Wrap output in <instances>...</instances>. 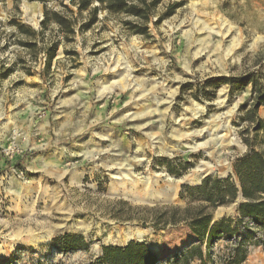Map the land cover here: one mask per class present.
Here are the masks:
<instances>
[{"label":"rangeland","instance_id":"obj_1","mask_svg":"<svg viewBox=\"0 0 264 264\" xmlns=\"http://www.w3.org/2000/svg\"><path fill=\"white\" fill-rule=\"evenodd\" d=\"M61 1L75 9L0 0V264H90L104 245L132 239L162 255L181 251L189 264H225L233 241L208 258L184 224L158 229L150 215L184 206L183 185L226 177L247 151L251 87L205 84L264 75V0H159L153 21L172 13L150 24V38L105 12L72 40L52 23L46 40L58 48L46 69L44 48L18 44L10 21L41 30L45 6L62 10ZM203 161L215 170L198 171ZM236 207H219L214 220ZM65 233L89 249L60 253L52 240ZM241 264H264V245Z\"/></svg>","mask_w":264,"mask_h":264},{"label":"trees","instance_id":"obj_2","mask_svg":"<svg viewBox=\"0 0 264 264\" xmlns=\"http://www.w3.org/2000/svg\"><path fill=\"white\" fill-rule=\"evenodd\" d=\"M18 7V1L14 0ZM47 2L51 0H29ZM159 0H69V4L61 1L62 10H52L45 6L43 29L34 30L18 21H10L16 25L17 31L11 34L15 41L30 50L44 48L46 51V69L50 68L55 57L58 42L46 40L45 30L53 23L64 37L72 40L78 31L89 29L100 20L99 12L117 16L126 29L132 34L145 38L152 37L150 24L158 25L164 15L172 13L168 8L165 14L159 15L155 21L153 16ZM64 11V12H63ZM85 18L79 21L78 18ZM25 34V40L21 36ZM38 41L44 43L40 47ZM5 75L12 69L4 66ZM228 84L235 90L251 87V99L242 106L244 110L242 135L247 151L234 162V171L226 177L207 175L200 183L183 185L180 198L186 201L184 206L169 205L155 207L150 215L155 228L164 229L170 225L184 224L191 233V240L206 244L207 256L212 258V248L221 240L234 242V246L225 255V264H241L246 261L251 245H264V118L259 110L264 107V75L247 72L231 78H213L205 86ZM237 203L235 215L223 216L214 220L213 216L219 207H229ZM258 229L263 230L257 237ZM52 245L60 253L88 250L90 242L83 236L65 233L52 240ZM90 264H189L188 259L178 251L174 254L162 255L151 248L145 241L129 240L122 245H104L101 254ZM201 264H208L203 259Z\"/></svg>","mask_w":264,"mask_h":264},{"label":"bare ground","instance_id":"obj_3","mask_svg":"<svg viewBox=\"0 0 264 264\" xmlns=\"http://www.w3.org/2000/svg\"><path fill=\"white\" fill-rule=\"evenodd\" d=\"M216 157V156H215ZM211 158H214V155L211 156ZM213 161V160H212ZM210 169L215 170V166H213V164L210 161H203L200 165H198V171L200 172H204V171H208ZM197 171V172H198ZM211 171V170H210ZM206 173V172H205ZM128 174V173H127ZM198 174H196L197 176ZM201 175V174H200ZM199 175V176H200ZM129 176V175H128ZM195 178V177H194ZM131 179V178H130ZM132 181V180H131ZM149 181V180H148ZM143 182V181H142ZM147 184V183H146ZM148 187V186H147ZM140 238V237H139Z\"/></svg>","mask_w":264,"mask_h":264},{"label":"crops","instance_id":"obj_4","mask_svg":"<svg viewBox=\"0 0 264 264\" xmlns=\"http://www.w3.org/2000/svg\"><path fill=\"white\" fill-rule=\"evenodd\" d=\"M259 112H260V117L264 118V108L263 107L260 108Z\"/></svg>","mask_w":264,"mask_h":264}]
</instances>
